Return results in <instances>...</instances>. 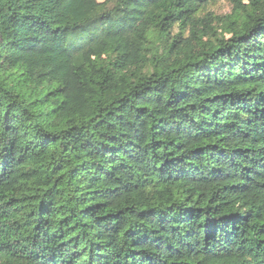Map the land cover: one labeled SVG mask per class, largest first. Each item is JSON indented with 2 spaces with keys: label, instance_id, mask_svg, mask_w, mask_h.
<instances>
[{
  "label": "trees",
  "instance_id": "1",
  "mask_svg": "<svg viewBox=\"0 0 264 264\" xmlns=\"http://www.w3.org/2000/svg\"><path fill=\"white\" fill-rule=\"evenodd\" d=\"M0 0V264H264V0Z\"/></svg>",
  "mask_w": 264,
  "mask_h": 264
},
{
  "label": "rangeland",
  "instance_id": "2",
  "mask_svg": "<svg viewBox=\"0 0 264 264\" xmlns=\"http://www.w3.org/2000/svg\"><path fill=\"white\" fill-rule=\"evenodd\" d=\"M99 2L103 0H97ZM231 7L226 0H215L208 8V12L220 16L230 12Z\"/></svg>",
  "mask_w": 264,
  "mask_h": 264
}]
</instances>
